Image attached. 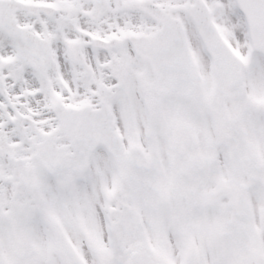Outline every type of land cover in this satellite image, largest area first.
Here are the masks:
<instances>
[{"label": "snow or ice", "instance_id": "snow-or-ice-1", "mask_svg": "<svg viewBox=\"0 0 264 264\" xmlns=\"http://www.w3.org/2000/svg\"><path fill=\"white\" fill-rule=\"evenodd\" d=\"M0 264H264V0H0Z\"/></svg>", "mask_w": 264, "mask_h": 264}]
</instances>
